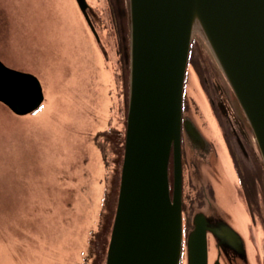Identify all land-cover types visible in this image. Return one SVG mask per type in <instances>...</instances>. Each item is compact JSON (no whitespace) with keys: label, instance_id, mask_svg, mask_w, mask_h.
<instances>
[{"label":"water","instance_id":"1","mask_svg":"<svg viewBox=\"0 0 264 264\" xmlns=\"http://www.w3.org/2000/svg\"><path fill=\"white\" fill-rule=\"evenodd\" d=\"M77 1L84 11L85 0ZM128 9L127 131L106 264H182L181 176L177 165L171 196L168 162L172 147L177 152L180 143L191 46L197 42L207 52L232 91L264 162V0H128ZM44 100L37 76L0 60L1 104L16 116H26L37 112ZM187 134L192 153L196 144L209 149L192 120ZM209 152L211 158V148ZM208 217L196 214L184 264H209L208 233L215 240L242 242L220 215V226ZM239 250L248 262L243 244Z\"/></svg>","mask_w":264,"mask_h":264},{"label":"rangeland","instance_id":"2","mask_svg":"<svg viewBox=\"0 0 264 264\" xmlns=\"http://www.w3.org/2000/svg\"><path fill=\"white\" fill-rule=\"evenodd\" d=\"M83 23L71 0H0V59L37 76L45 93L42 108L26 116L0 104V264H72L88 246L91 232L85 229L101 155L93 135L113 101L109 75ZM192 88L199 103L195 81ZM118 102L124 129L122 96ZM119 149L122 154L107 145L116 175ZM225 181L233 204L237 197L228 173ZM223 191L221 204L239 213Z\"/></svg>","mask_w":264,"mask_h":264},{"label":"flooded vegetation","instance_id":"3","mask_svg":"<svg viewBox=\"0 0 264 264\" xmlns=\"http://www.w3.org/2000/svg\"><path fill=\"white\" fill-rule=\"evenodd\" d=\"M72 1L78 18L90 19L93 27V30L89 27L91 37L100 40V43L96 42V49L103 68L109 75L108 90L113 101L108 112V128L96 136V143L106 165L101 209L96 227L90 233L83 259L78 263L106 264L121 174V169L118 168L116 175V164L110 159L107 145L122 149V154L119 149L117 155L123 162L127 125L130 56L128 0H85L87 15L79 9L76 0ZM195 49H192L189 58L180 143L177 152L172 147L168 165L171 193L174 190L177 165L180 169L185 246L182 258L184 259L185 254L186 260V243L196 227L195 216L202 212L209 216L208 220L212 225L219 224L220 215L243 238L242 242L232 238L222 241L215 240L208 233L209 264H214L217 260L221 264H264V162L256 151V142L249 134L247 121L239 110L232 91L212 64L204 61L200 49ZM191 81L192 85L194 81L198 84L201 92L199 103L191 97ZM114 88L117 89V94H113ZM120 96L124 102L121 117L125 123L124 129L119 127L118 121L121 111L118 102ZM189 120L198 126L210 143L209 149L207 145L196 144L194 152H191L189 142L192 143V140L187 134ZM210 148L213 151L211 158ZM196 165L197 169L194 168ZM227 173L236 191L239 213H231L220 202L219 195L225 188L226 201L230 204L225 181ZM214 210L219 215L213 214ZM252 231H255L253 235ZM242 244L247 251L248 262L239 250Z\"/></svg>","mask_w":264,"mask_h":264}]
</instances>
